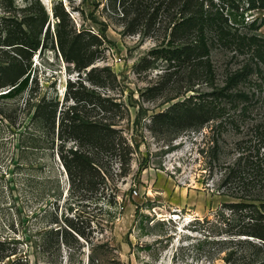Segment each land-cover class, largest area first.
<instances>
[{
	"label": "rangeland",
	"instance_id": "1",
	"mask_svg": "<svg viewBox=\"0 0 264 264\" xmlns=\"http://www.w3.org/2000/svg\"><path fill=\"white\" fill-rule=\"evenodd\" d=\"M158 3L0 0V59L14 54L2 45L12 21L40 18L42 6L50 15V34L32 58L29 88L17 98H0V246L6 255L0 264H249L264 259V251L248 242L257 240L235 234L239 216L230 205L242 201L243 192L228 175L230 167L244 165L264 133V62L254 49L239 50L210 33L213 86L205 74L175 66L179 63L154 53L167 46L174 11H161L151 24L149 15L141 18L146 7L152 14ZM237 4V22H229V28L264 37V25L254 29L248 23L264 11L248 10L244 0ZM56 9L64 18L60 27ZM59 32L78 40L84 58L93 63L68 62ZM242 70L231 91L245 92L248 101L237 100L233 107L223 98L225 113L204 125L153 121L178 101L224 87ZM42 96L59 98V109L79 103L80 114L114 123L123 137L122 157L99 155L100 165L113 174L104 173L109 178L97 191L70 193L57 144L48 150L27 147L32 109L27 101Z\"/></svg>",
	"mask_w": 264,
	"mask_h": 264
},
{
	"label": "trees",
	"instance_id": "2",
	"mask_svg": "<svg viewBox=\"0 0 264 264\" xmlns=\"http://www.w3.org/2000/svg\"><path fill=\"white\" fill-rule=\"evenodd\" d=\"M138 1V0H137ZM248 10L264 11V0H244ZM238 0H165L160 1L151 14L144 10L143 16H148L147 24L160 15V12L174 11L176 20L170 27L169 41L166 48L157 49L154 53H160L167 59L179 63V68L184 66L192 71V75L203 74L211 80L213 86L215 70L211 61V46L209 34L212 33L224 44H236L238 49H254L255 55L264 62V37L258 34L233 32L229 27L237 22V14L233 10H239ZM229 7L228 11L226 8ZM65 12V11H64ZM41 16L31 17L26 22L12 21L14 25L5 31L2 45L10 47L14 54L0 59V98H17L28 88L32 79V58L42 45V38L50 34V15L41 7ZM67 14V13H66ZM62 26L63 14L55 10ZM243 25L245 17L242 15ZM261 21L259 24L258 22ZM254 29L264 25V16L256 17L248 22ZM25 24L27 30L22 26ZM258 24V25H257ZM31 29V30H30ZM30 32H32L30 34ZM44 34V37L42 35ZM59 45L68 62H74L79 67H86L93 63V58H84L83 49L78 40L71 42L68 37L59 32ZM74 54V55H73ZM73 56V57H72ZM163 56V57H164ZM249 68V67H248ZM247 68V70H248ZM245 70L231 76L227 84L217 88L208 94L194 95L183 101H178L169 106L165 111L155 114L152 119L169 126L204 125L218 118L227 110L222 99L227 98L232 106L238 105L237 100L248 101L249 95L239 91L233 93L235 82L244 75ZM197 75L194 78L198 77ZM7 88V92L2 90ZM36 98V97H35ZM75 99V97H73ZM33 100V101H32ZM67 98H65V102ZM80 102L79 99L76 100ZM30 120L27 147L32 150L54 149L58 145V158L64 172L67 174L71 194L78 190L97 191L102 182L108 180V173L113 174L110 167L104 169L99 162V155L106 154L109 157H122L124 148L123 137L114 127V123L103 122L100 119H90L83 115L80 104L67 105L59 109V98L49 101L46 96L30 97ZM246 104H249L248 102ZM64 105V104H63ZM249 106L244 105V112ZM57 140L55 141V137ZM258 145L254 152L248 155L244 165L238 163V167H230L228 173L232 182L237 183L243 195L242 201L233 203L231 209L239 217L236 235H247L257 240L248 241L250 244L264 251V133L261 132ZM124 141V142H123ZM73 142L72 146L68 143ZM96 150V151H95ZM53 152V151H52ZM112 159V160H113ZM126 162V159H123ZM126 170V168H125ZM108 172L107 174H104ZM126 172V171H124ZM124 174V173H121ZM113 177V176H112ZM0 245H3L0 242ZM3 247L0 246V260L5 258ZM249 264H264V259L255 260Z\"/></svg>",
	"mask_w": 264,
	"mask_h": 264
}]
</instances>
